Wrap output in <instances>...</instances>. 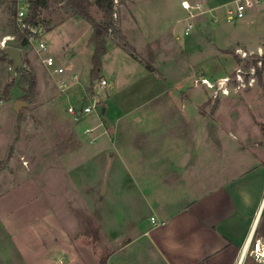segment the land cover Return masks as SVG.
<instances>
[{"label":"rangeland","instance_id":"1","mask_svg":"<svg viewBox=\"0 0 264 264\" xmlns=\"http://www.w3.org/2000/svg\"><path fill=\"white\" fill-rule=\"evenodd\" d=\"M188 1L201 2L205 12L188 19L181 0L115 1L116 26L135 49L111 47L123 40L113 33L107 37L111 50L103 57V75L108 83L101 87L95 80L99 117L106 132L109 122L169 117L173 122L163 126L187 132L191 146L208 148L215 159L218 150L237 142L234 134L255 136L254 118L264 119V4L229 21L226 10L236 0ZM15 10V0H0V264L105 263L111 246L122 239L114 241L104 226L108 211L119 212L121 194L112 191L121 188L107 181L115 171L111 156L104 163V156L90 150L109 137L103 132L90 143L83 129L98 114L75 123L67 112L91 86L92 26L67 13L63 0H52L40 15L48 51L39 53L37 44L22 47L16 41ZM91 11L102 18L95 4ZM189 21L194 28L186 35ZM9 35L13 39L2 47ZM8 46L22 50L27 70L37 78L31 100L20 98L18 85L7 88L20 77L18 68L12 72ZM46 54L66 72L50 70L43 62ZM71 72L80 74V81L65 93L59 81ZM201 78L214 87L196 84ZM18 100L23 103L16 110ZM229 116L239 120L238 127H231ZM260 126L264 129V122Z\"/></svg>","mask_w":264,"mask_h":264},{"label":"crops","instance_id":"2","mask_svg":"<svg viewBox=\"0 0 264 264\" xmlns=\"http://www.w3.org/2000/svg\"><path fill=\"white\" fill-rule=\"evenodd\" d=\"M228 119L238 127L235 116ZM254 119L259 132L234 134L237 142L215 159L191 146L187 132L163 126L169 117L109 122V140L90 150L104 163L111 156L107 181L121 188L112 191L121 194L119 212L108 211L104 226L122 239L104 264H235L251 231L264 241V119ZM244 264L256 263L247 256Z\"/></svg>","mask_w":264,"mask_h":264},{"label":"built area","instance_id":"3","mask_svg":"<svg viewBox=\"0 0 264 264\" xmlns=\"http://www.w3.org/2000/svg\"><path fill=\"white\" fill-rule=\"evenodd\" d=\"M30 1L31 0H15V8H16V24L19 29H27L29 31V43L37 44L36 49L39 53L48 51V45L44 40V35L46 33L45 27L42 23L31 24L27 21V17L29 15L30 9ZM264 4V0H236L234 7H228L226 10L227 20L232 21L235 19L244 18L246 12L249 8ZM181 5L184 9L188 11L187 18L192 19L196 17L199 13L204 12L203 4L201 2H197L196 4H192L188 0H182ZM197 10V12H196ZM116 15V13L114 14ZM194 28V23L189 21L185 27L184 33L189 34ZM10 36V35H9ZM10 39H13L10 36ZM179 38V36H177ZM9 39V40H10ZM8 40L3 39L1 45L2 47H6ZM241 53L240 50H238ZM243 56L247 54H241ZM43 62L45 65L52 70L54 73L63 74L66 72L65 68L62 66L56 65V59L52 54H46L43 56ZM241 71H238L237 77L238 81L245 85L244 80L241 77ZM80 74L76 72H71L68 78H62L59 81V87L65 93H67L70 89L74 88L80 81ZM228 79L227 77L223 78L224 81ZM69 80H73V82H69ZM196 84L201 82L206 84L208 87L213 88V83L208 78H201V81L196 79ZM108 81L106 78H101L99 80L100 86L107 85ZM249 84L252 85V82L249 81ZM227 90V89H226ZM225 89L223 90L226 93ZM106 108L103 107V111ZM67 112L70 118L75 123H81L86 118H88L93 113L98 114V118L90 122V124L86 125L83 129V134L88 138L90 143H95L102 136L103 132H106L104 122L99 117L101 112L100 109V99L98 97V93L94 91L93 93L89 91H85V94L81 97V101L79 103L70 102L67 107ZM103 130V131H102ZM155 221V218H152ZM164 223V222H163ZM247 256H251L256 264H264V241L262 238L255 236L254 231H251L247 236L246 240L241 246L238 260L235 264H244Z\"/></svg>","mask_w":264,"mask_h":264},{"label":"trees","instance_id":"4","mask_svg":"<svg viewBox=\"0 0 264 264\" xmlns=\"http://www.w3.org/2000/svg\"><path fill=\"white\" fill-rule=\"evenodd\" d=\"M52 0H31L29 15L27 21L31 24L40 23V15L43 11L48 10L51 6ZM115 1L116 0H63V9L70 13L77 19H85L92 26V32L88 39V45L93 47V54L91 57L92 67L90 69L91 86L88 88L89 92L95 91V80L99 79L102 73L103 57L107 53V37L113 33L117 38L123 40V45L126 48L135 49L125 38L122 30L116 26L115 23ZM96 5L102 11V18L97 20L94 18L91 8ZM16 12V10H15ZM16 41L20 46L29 44V31L27 29L16 30ZM134 56L133 52L131 54ZM152 70L150 64H146ZM20 74L18 82L14 80L10 86H19L22 90L21 99L31 100L36 95L37 78L33 72L25 68H18ZM101 264H104L103 262Z\"/></svg>","mask_w":264,"mask_h":264},{"label":"water","instance_id":"5","mask_svg":"<svg viewBox=\"0 0 264 264\" xmlns=\"http://www.w3.org/2000/svg\"><path fill=\"white\" fill-rule=\"evenodd\" d=\"M7 54L12 58L13 60V67L12 72L15 73L17 68H25L28 69V65L25 63L24 57L22 55V50L19 47L15 46H8L6 48ZM23 102L21 100H18L15 103V109L19 110L21 104Z\"/></svg>","mask_w":264,"mask_h":264},{"label":"bare ground","instance_id":"6","mask_svg":"<svg viewBox=\"0 0 264 264\" xmlns=\"http://www.w3.org/2000/svg\"><path fill=\"white\" fill-rule=\"evenodd\" d=\"M9 39H10V36H6V37H5V40H9Z\"/></svg>","mask_w":264,"mask_h":264}]
</instances>
